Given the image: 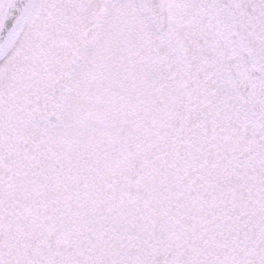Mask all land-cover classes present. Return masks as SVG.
<instances>
[{
  "label": "snow or ice",
  "instance_id": "1",
  "mask_svg": "<svg viewBox=\"0 0 264 264\" xmlns=\"http://www.w3.org/2000/svg\"><path fill=\"white\" fill-rule=\"evenodd\" d=\"M0 264H264V0H0Z\"/></svg>",
  "mask_w": 264,
  "mask_h": 264
}]
</instances>
